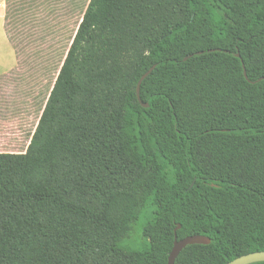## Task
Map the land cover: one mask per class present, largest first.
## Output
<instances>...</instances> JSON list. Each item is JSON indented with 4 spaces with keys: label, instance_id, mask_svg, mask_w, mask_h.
<instances>
[{
    "label": "trees",
    "instance_id": "1",
    "mask_svg": "<svg viewBox=\"0 0 264 264\" xmlns=\"http://www.w3.org/2000/svg\"><path fill=\"white\" fill-rule=\"evenodd\" d=\"M66 47L27 152L0 154V264H168L179 225L212 242L176 264L263 252L264 0H91Z\"/></svg>",
    "mask_w": 264,
    "mask_h": 264
},
{
    "label": "rangeland",
    "instance_id": "2",
    "mask_svg": "<svg viewBox=\"0 0 264 264\" xmlns=\"http://www.w3.org/2000/svg\"><path fill=\"white\" fill-rule=\"evenodd\" d=\"M31 5L33 7L25 8L20 14L17 25L24 65L28 73L25 77H13V85L9 89L2 88L1 93L23 95L24 102L33 105L35 126L49 98V89L54 77L50 66L57 60L60 50L66 51V45L72 43L80 25L81 14L68 12L69 0H33ZM19 82L23 86L19 85ZM133 237H140L138 229ZM99 243L109 246L105 237H100ZM62 250L65 255V249ZM68 256L72 259H67L62 264H82L83 260H86L84 255L81 256L82 259H77L80 254L77 255L75 250L70 251ZM102 264H127V261L115 253L107 255Z\"/></svg>",
    "mask_w": 264,
    "mask_h": 264
},
{
    "label": "crops",
    "instance_id": "3",
    "mask_svg": "<svg viewBox=\"0 0 264 264\" xmlns=\"http://www.w3.org/2000/svg\"><path fill=\"white\" fill-rule=\"evenodd\" d=\"M21 1L24 0H0V154L27 152L45 108L34 126L33 105L24 102L21 94L1 93L2 88L9 89L13 85V77H25L28 73L17 35V8ZM90 2L69 0L68 12L81 14V23Z\"/></svg>",
    "mask_w": 264,
    "mask_h": 264
},
{
    "label": "water",
    "instance_id": "4",
    "mask_svg": "<svg viewBox=\"0 0 264 264\" xmlns=\"http://www.w3.org/2000/svg\"><path fill=\"white\" fill-rule=\"evenodd\" d=\"M200 54H202V53H200ZM236 56L238 58H241V55L239 53ZM186 60H188V58H185V61ZM243 67H244V75H245L246 78H248L247 71H246L244 63H243ZM154 69H155V66H153L148 72H146L142 76V78L140 79V81L138 83V87H137L138 99L142 103V105L144 107H146V108L149 107V104L142 102V99H141V86H142L143 81L153 72ZM180 228H181V225H179L175 229L176 240L174 242V247H173V249L171 251V254L169 256L168 264H176L177 258L179 257L181 252L187 246H190V245H209L212 242L210 237L203 236V235L189 236V237H186V238H184V239L179 241L177 239V231ZM260 262H264V251L263 252H255V253H251V254H248V255L241 256V257L233 260L229 264H254V263H260Z\"/></svg>",
    "mask_w": 264,
    "mask_h": 264
}]
</instances>
